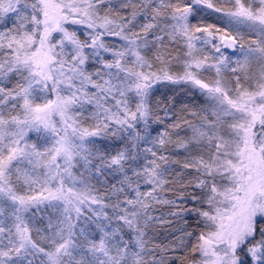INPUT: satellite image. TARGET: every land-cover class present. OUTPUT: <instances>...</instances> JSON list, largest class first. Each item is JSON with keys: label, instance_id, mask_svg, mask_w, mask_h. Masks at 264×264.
<instances>
[{"label": "snow or ice", "instance_id": "6c2138e0", "mask_svg": "<svg viewBox=\"0 0 264 264\" xmlns=\"http://www.w3.org/2000/svg\"><path fill=\"white\" fill-rule=\"evenodd\" d=\"M0 264H264V0H0Z\"/></svg>", "mask_w": 264, "mask_h": 264}, {"label": "trees", "instance_id": "16d2710c", "mask_svg": "<svg viewBox=\"0 0 264 264\" xmlns=\"http://www.w3.org/2000/svg\"><path fill=\"white\" fill-rule=\"evenodd\" d=\"M160 87L161 98L165 95H174L177 99L188 100L191 99V94L186 89L181 88L179 85L158 86ZM164 235H168L167 232Z\"/></svg>", "mask_w": 264, "mask_h": 264}]
</instances>
